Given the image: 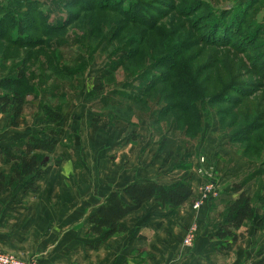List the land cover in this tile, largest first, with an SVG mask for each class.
Returning a JSON list of instances; mask_svg holds the SVG:
<instances>
[{"label": "trees", "instance_id": "obj_1", "mask_svg": "<svg viewBox=\"0 0 264 264\" xmlns=\"http://www.w3.org/2000/svg\"><path fill=\"white\" fill-rule=\"evenodd\" d=\"M137 1L139 0H130L128 4L127 0H50L53 7L51 12L44 11L41 0H7L5 6L0 5V38L14 50L12 62L20 61L23 65L20 67L17 64L11 70L4 68V64L0 67V114L8 115L11 126L17 128L28 105L27 98L32 96L36 102L40 101L41 117L46 125L45 130L32 132L25 140L14 144L11 149H1L2 161L6 165H12V171L9 175H0V190L15 187L21 179L26 180L27 189H34L36 179L52 161L49 156L60 146L59 135L64 125L62 106L67 99V94L60 91L63 86L61 80L65 79L63 83H68L71 87L75 85L80 87L82 81H75L74 78L81 76L85 66H81L82 68L73 66L74 62L81 64L86 57H92L98 48L105 50L108 45L115 47L113 55L120 49L128 51L108 68L107 75L102 76L101 83L94 87L95 96L102 94L105 86L109 87L108 83L112 79L115 80L114 74L123 69L127 75V82L121 86L120 93H129L130 97L124 101L109 93L100 98L94 97L97 100L93 110L94 106H102L123 113L120 108L126 107L133 113L131 116L135 115L136 111L140 112V117L148 114L154 118L152 126L157 132H161L164 123L167 128L160 150L166 143V133L172 130L182 133L184 144L189 148L191 142L201 138L204 123L209 122L210 115L215 113L220 117L218 130L228 132V136L222 138L229 143L242 145V156L248 165V174L244 180L251 181L264 175V160L260 161V156L264 154V101L258 104L253 118L251 114L243 115L239 110L235 112L234 105L222 112L218 108L219 105L232 101L222 100L225 98L221 92L227 87L226 79L219 72L217 74L213 72L212 79L209 77L198 79L200 67L192 64L190 57L185 56L186 49L191 47L189 41L194 39L185 37L181 28L176 33L165 31L157 25L163 18L152 20L145 12H138L141 7ZM20 8L27 9V12H21ZM68 10L77 12L74 14ZM240 11H235V20L226 22L227 28L222 25L212 26L218 33L214 35L212 32L215 29L211 31V28L207 34L214 39L207 40L220 46L228 40L231 41L228 36L235 33L234 36L239 42L237 52L246 51L248 47L241 45L249 42L250 38H245L237 32L238 28H235L238 20L241 23V19L237 17ZM52 13L62 14L64 18L58 17L54 21ZM103 13L119 17L108 18L110 22L108 31H105L103 26L97 28L85 22L86 19H90L86 16L102 14L104 17ZM81 23L89 25L90 32L83 30L82 33L74 32L71 36L69 33L71 27L76 29ZM128 23L143 26L145 30L153 32L155 38L147 50L143 48L144 42L147 41L145 33H134V38H131L135 29ZM17 25L22 26L23 33L17 30ZM222 28L226 30L221 38L219 32ZM137 36L143 38L142 41ZM73 46L79 47L77 50L80 51L75 49L77 56L69 59L64 54V48L74 49ZM38 49L47 51L49 61L40 66L41 72L36 73L32 69L35 67L33 62L39 60L41 62ZM23 51H27V54L21 56ZM198 53H193V56L196 57ZM114 57L115 55L112 58ZM224 64L226 76L234 80L238 73L230 65ZM152 66L161 71L153 72L154 76L148 79L147 75ZM241 67L246 70L244 64ZM2 72L8 74L3 76ZM46 98L53 102L46 101ZM127 100L129 101L126 102ZM118 115L119 118L113 116L112 121L127 122L129 119L125 113ZM258 120L262 127L260 123L259 126L255 124ZM245 121L248 123L244 127ZM101 122L102 117H96L94 113V123L99 125ZM174 126L177 128H173ZM259 131L262 133L258 135ZM201 149H194V155L198 156ZM199 158L197 157V161ZM206 160V167L213 165L216 169L214 161L210 162L207 158ZM55 162L60 163V160ZM256 165H259V169L255 171ZM184 168L183 176L170 185L131 183L122 190L111 192L98 211L86 221L89 235L98 240L91 245L92 248H99L105 241L124 234L122 220L141 209L146 203L153 201L162 210L167 211L169 216L175 215L195 195L191 185L194 170L187 166ZM261 188H264V183ZM231 193L237 197L224 205L225 214L221 215L220 230L215 238L234 242L238 239L236 232L254 219L256 208L244 191V182L234 184ZM261 223H264V219ZM253 264H264V259Z\"/></svg>", "mask_w": 264, "mask_h": 264}, {"label": "crops", "instance_id": "obj_2", "mask_svg": "<svg viewBox=\"0 0 264 264\" xmlns=\"http://www.w3.org/2000/svg\"><path fill=\"white\" fill-rule=\"evenodd\" d=\"M89 107L74 110V116L67 108L62 111L60 146L49 156L52 161L34 189H27L26 180L21 179L15 187L0 190V252L34 259L37 264H253L264 259V223L260 224L264 188L255 179H242L248 165L236 152L214 137L198 156L188 149L178 152L181 142L175 133L168 135L160 150L161 139L124 123L106 119L92 127L94 114ZM29 118L24 113L14 128L10 117L0 114V175L12 171V165L2 161L1 149L25 140L43 119L37 114L34 122ZM72 118L76 128L70 132L66 126ZM82 123L90 127L79 128ZM197 157L215 162L216 169L211 171L220 190L215 200L198 211L192 209L206 181L194 174V198L175 215L169 216L153 201L146 203L122 220L124 234L92 248L98 240L89 235L86 221L111 192L131 183L170 185L183 176L184 167L193 171L200 165ZM242 182L256 208L255 217L236 232V241L217 240L223 207L237 197L231 193L234 184ZM193 226L196 239L187 248L183 241Z\"/></svg>", "mask_w": 264, "mask_h": 264}, {"label": "rangeland", "instance_id": "obj_3", "mask_svg": "<svg viewBox=\"0 0 264 264\" xmlns=\"http://www.w3.org/2000/svg\"><path fill=\"white\" fill-rule=\"evenodd\" d=\"M41 1L44 5V11L51 12V10H53L52 5L50 4V0ZM129 2L130 0H127L126 3L129 4ZM137 2L140 4L141 7L139 8L138 12H145L146 16H149L152 20L161 17L163 18L162 20L158 19L159 23L157 25L163 28L165 31L176 33V31H179V29L181 28L183 30L182 34L185 35V37L187 36L191 39H194L189 41V45L191 47L186 49L185 56L190 57V59L192 60H190L192 64L194 63L195 65L200 67V72L198 71L197 76L198 79H205L208 77L212 79L213 76L211 77V75L213 72H215L216 74L217 72H219V74H221L226 79L225 85H227V87L221 92L222 97L225 96V98H222V100L224 101L225 99L226 102V100L230 99L232 101L228 103H223V105H219L218 108H220L222 112H225L229 110L232 105H234L236 109L235 112L239 110L243 115L251 114L253 118V115L256 114L255 110L258 108V104L264 101V0H139ZM6 4L7 0H0L1 6H5ZM242 8L245 9L242 10ZM20 10L23 13L27 12V9L25 8H20ZM238 10L241 11L238 13L239 16L237 14L236 15L238 18L241 19V23L238 20L236 22L235 28H238L239 31L237 32H239L242 36L248 39L250 38L249 42L246 41V44L241 45L248 47V49L246 51L238 50L237 52L236 47L239 45V42L234 36L235 33L233 35L228 36L231 41L226 39L228 41H226L224 44H221L220 46L208 41L207 39H214V37H209V34H207L209 33L208 31L211 28V31L215 29L212 26L218 25L221 27L222 25L224 26V28H227L226 22H229L233 19L235 20L234 13ZM68 11H71L74 14H76L77 12L76 10ZM101 15L102 14H95L90 16L88 15L86 16V18L90 19H86L85 22H89V25L97 28H101V26H103L105 31H108V27H110V22L108 21V18H115L116 16L110 15L108 13H103L104 17ZM58 17L64 18V15H57V13H52V19H54V21ZM116 18L119 17L117 16ZM89 25L81 23L76 29L71 27L69 33L72 36L74 32L80 33L83 30L84 32H90L91 27ZM129 26L135 29L133 34L131 35V38H134V33H145L147 41L144 42L143 48L147 50L148 47H150L151 43L154 41L155 37L153 35V32L150 30H145V27L140 25L134 26L130 24ZM21 27V25H17L16 28L17 30L22 31ZM225 30L226 29L222 28V31L219 32V37L222 38V35L225 33ZM16 32L19 33V31ZM212 33H215L214 35H216L218 32L215 29ZM142 34L140 35L142 36ZM138 39L142 41L143 38L138 37ZM175 40L176 42L179 41L178 38H176ZM73 47L75 48H64V54L69 59L74 58L78 54L77 51L79 49L77 50V48L79 47ZM114 48L115 47H113L112 45H108L105 50H102L100 47V49L98 48L92 57H86L81 64L74 62L73 66H85V68L82 70L81 76L74 78L75 81L82 82L80 84V87H77L76 85L74 87H71L68 83H63L64 81H66L65 79L61 80L63 86L61 88L62 90L60 89V91H64L67 94V99L63 103L62 111L67 108L70 110L72 116H74V110H77L79 107L86 108L87 106H90L89 109H91L93 114H96V117H102V122H105L106 119H110L112 121L113 116L119 118L118 114L125 113L129 117L127 122L124 120V122H112L124 123L129 127L141 129L145 133L155 135L158 139L163 140L167 125L165 126L163 123L161 132H157L152 126L154 118L149 116L148 114H143L140 117V112L136 111L135 115L131 116L130 114L133 113H130L126 107L120 108L121 112L123 113H118V111L113 110L110 107L103 108L102 106H94L95 110H93V105H96L95 103L97 100L94 97L100 98L104 94L107 95L108 93L109 95L114 94V97L121 101H124L127 97H130L129 93H120L122 90L121 86L127 82V75L124 73L123 69H119L114 74L115 80L112 79L110 83H108L109 87H107L108 85L105 86L104 92L102 94L95 96L96 93L94 92V87L101 83L102 76L107 75L108 68L112 67L128 51V49H120L116 53H114L115 57L112 58L114 56ZM197 52L199 53L196 55V57H194L193 53ZM37 53L38 56L41 55V62L40 60L38 62H33L35 67L32 69V71L36 73L41 72V69H39L40 66L44 65V63L46 64V61H49L47 51H43V49H38ZM13 54L14 50L8 46L5 40L0 38V67L2 64H4V68H8V70H11L17 64H19L20 67L23 66L20 61L17 63L12 62V59L15 56ZM22 54H27V51L21 52V56ZM109 60L110 62H108ZM224 63L230 65L232 69L236 73H238V75L234 77V80H231V78L226 76L224 70ZM243 64L245 65L246 70L241 67ZM152 67L150 73L147 75L148 79H151V77L154 76L153 72L160 70L155 69V66ZM6 74H8V72H2L3 76ZM112 90H114L113 93H111ZM49 99L50 98H46V101L53 102ZM27 100L28 105L25 108V117H32L29 118V120L31 122H34L35 114L40 117L42 116L40 101L36 102V99H34L32 96H29ZM105 101L107 102V99H105ZM128 101L129 100H127L126 102ZM86 113L88 114V112ZM148 119L152 121L149 122ZM219 119L220 117H218L215 113H212L210 115V121L204 123V131L202 135H200L201 138L198 141L196 140L191 142L189 148L185 146L183 141L184 138L181 132L172 130L166 133V137H168V135H170L171 133L177 134L181 142V146L178 147V152H181L180 148L182 149V151L184 149H188L190 150L191 154H194V149L203 148L210 137H214L216 139L218 138L221 140V142L226 144V147L229 150L236 152V154L241 158V160L246 163L245 158L242 156V145H240L239 143H229V141H227L225 138H222L226 137L228 132L220 131V129L218 130ZM37 123V125L33 124L36 129H38L37 131L46 129V125H44L43 119L37 121ZM247 123L248 122L245 121L243 126L245 127ZM259 123L260 121L258 120L255 124H258L259 126ZM73 124L75 126H73ZM260 124L262 127V123ZM95 125L96 124H94V126L92 127L97 128V126ZM86 126L90 127L88 123H86L85 126L84 123H82L79 128H86ZM151 126L153 127V129ZM66 128H68L70 132H72V128H76V122L73 118L66 126ZM173 128L177 127L174 126ZM261 133L262 131H259L257 134L259 135ZM260 158V161H263L264 154H262ZM230 163L231 165L233 164L232 160ZM258 169L259 165H256L255 171ZM247 174L248 173L243 176L241 175L242 179L245 178ZM255 180L257 185L260 184L261 187L264 183V175H260Z\"/></svg>", "mask_w": 264, "mask_h": 264}, {"label": "built area", "instance_id": "obj_4", "mask_svg": "<svg viewBox=\"0 0 264 264\" xmlns=\"http://www.w3.org/2000/svg\"><path fill=\"white\" fill-rule=\"evenodd\" d=\"M199 166L194 169V173L200 177H206L205 183L198 189L196 193V199L193 201L191 207L193 210H200L206 203L215 200L219 194L220 190L213 179V165L208 168L205 166L207 160L205 157L199 158ZM197 227L193 226L187 233L183 245L190 248L194 245L196 239ZM0 264H37L34 259H25L16 254L9 252H0Z\"/></svg>", "mask_w": 264, "mask_h": 264}]
</instances>
